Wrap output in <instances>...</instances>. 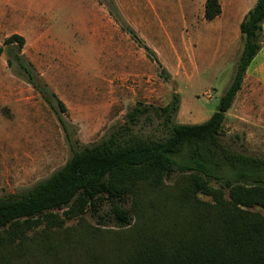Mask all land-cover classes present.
<instances>
[{
  "label": "rangeland",
  "instance_id": "obj_1",
  "mask_svg": "<svg viewBox=\"0 0 264 264\" xmlns=\"http://www.w3.org/2000/svg\"><path fill=\"white\" fill-rule=\"evenodd\" d=\"M205 1L0 0V198L49 178L75 152L130 124L136 108L150 111L139 115L133 131L164 137L162 119L153 110L170 104L175 93L181 100L177 123L210 119L234 79L243 41L234 43L230 19L223 26L205 19ZM124 24L156 52L170 79L161 76L155 57L122 29ZM14 34L25 38L21 62L15 57L18 44H6ZM52 93L65 103L66 113L60 112ZM252 94L248 88L239 92L226 114L223 139L264 158V97ZM57 114L66 119L69 133ZM187 179V173L175 171L162 188L142 185L125 199L96 200V207L89 205L82 218L29 236L34 244L69 241L63 250H72L70 245L80 240L77 255L82 260L92 255L91 247L95 256L109 252L113 258L110 250L116 251L118 240L127 231L140 230L149 216L164 226L174 207L162 216L149 203L165 192L177 198ZM199 197L212 202L211 197ZM116 207L128 213V225L118 221ZM37 258L44 264L42 256ZM64 259L77 261L74 254Z\"/></svg>",
  "mask_w": 264,
  "mask_h": 264
},
{
  "label": "trees",
  "instance_id": "obj_2",
  "mask_svg": "<svg viewBox=\"0 0 264 264\" xmlns=\"http://www.w3.org/2000/svg\"><path fill=\"white\" fill-rule=\"evenodd\" d=\"M222 13L219 0H207L204 17L213 21ZM264 0L246 14L240 32L243 51L239 57L232 83L221 98L218 110L200 124L175 121L180 109V97L159 110L164 137L142 136L132 129L139 115L149 108H136L130 124L112 132L100 143L75 152L69 161L49 178L18 193L0 198V264H264V158L235 149L223 139L227 112L241 91L247 70L264 45ZM122 29L159 63L161 76L170 79L155 51L146 47L142 38L126 24ZM18 44L16 59L25 38L18 34L6 40ZM23 69L28 68L20 63ZM31 83L34 82L31 80ZM37 90L42 94L38 86ZM43 95H45L43 93ZM60 112L66 113L65 103L55 93ZM50 104V98L46 97ZM58 115L65 132L69 127L63 115ZM175 171L187 173V184L178 197L165 192L149 206L165 216H171L164 226L154 224L153 218L140 230L127 231L110 252L97 255L77 253L79 244L48 242L34 244L29 236L42 228L56 231L74 218L83 217L87 207H96V200L125 199L134 196L140 186L156 190L164 186L165 178ZM212 182L220 184L212 186ZM199 195L212 198L202 200ZM177 206V209L175 208ZM62 212V213H60ZM115 215L128 225V213L116 207ZM72 252V253H71ZM77 259L67 261L65 255ZM116 257V258H115ZM80 258V259H79ZM35 261V262H34Z\"/></svg>",
  "mask_w": 264,
  "mask_h": 264
},
{
  "label": "crops",
  "instance_id": "obj_3",
  "mask_svg": "<svg viewBox=\"0 0 264 264\" xmlns=\"http://www.w3.org/2000/svg\"><path fill=\"white\" fill-rule=\"evenodd\" d=\"M219 1L222 5V13L215 20L210 22L219 21L223 26L225 18L228 20L230 19L233 22L231 26V28H233V30L231 29L232 37L234 43H236V41L242 39L240 25L244 17L256 5L258 0ZM225 3L230 4L228 5V8L225 7ZM262 30L264 33V24ZM246 88L253 93L252 95H259L262 93V96L264 97V45L247 70L242 89Z\"/></svg>",
  "mask_w": 264,
  "mask_h": 264
}]
</instances>
